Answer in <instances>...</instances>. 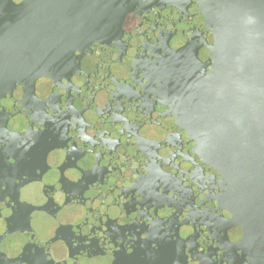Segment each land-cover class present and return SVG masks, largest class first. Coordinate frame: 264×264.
<instances>
[{
    "label": "water",
    "instance_id": "95a60500",
    "mask_svg": "<svg viewBox=\"0 0 264 264\" xmlns=\"http://www.w3.org/2000/svg\"><path fill=\"white\" fill-rule=\"evenodd\" d=\"M0 264H264V0H0Z\"/></svg>",
    "mask_w": 264,
    "mask_h": 264
}]
</instances>
